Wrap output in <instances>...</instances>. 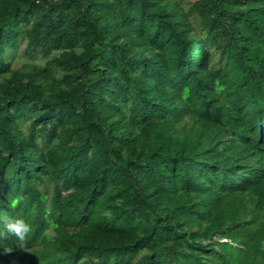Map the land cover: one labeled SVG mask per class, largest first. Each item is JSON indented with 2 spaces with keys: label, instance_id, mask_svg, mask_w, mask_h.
Returning a JSON list of instances; mask_svg holds the SVG:
<instances>
[{
  "label": "trees",
  "instance_id": "1",
  "mask_svg": "<svg viewBox=\"0 0 264 264\" xmlns=\"http://www.w3.org/2000/svg\"><path fill=\"white\" fill-rule=\"evenodd\" d=\"M0 264H264V0H0Z\"/></svg>",
  "mask_w": 264,
  "mask_h": 264
},
{
  "label": "rangeland",
  "instance_id": "2",
  "mask_svg": "<svg viewBox=\"0 0 264 264\" xmlns=\"http://www.w3.org/2000/svg\"><path fill=\"white\" fill-rule=\"evenodd\" d=\"M23 49H24V45H22L20 47V49L14 53V55L19 58L17 63L20 64V65L22 64V62H24L23 58H25ZM33 60H35V61H37V62H39L41 64H43L45 62V60L43 58H41L40 56H37V55L35 57H33Z\"/></svg>",
  "mask_w": 264,
  "mask_h": 264
},
{
  "label": "clouds",
  "instance_id": "3",
  "mask_svg": "<svg viewBox=\"0 0 264 264\" xmlns=\"http://www.w3.org/2000/svg\"><path fill=\"white\" fill-rule=\"evenodd\" d=\"M8 227L21 235L27 230V225H25L23 221H17L15 224H10Z\"/></svg>",
  "mask_w": 264,
  "mask_h": 264
}]
</instances>
